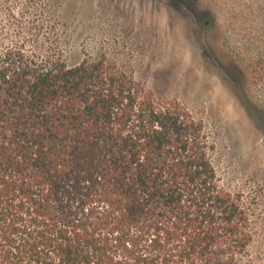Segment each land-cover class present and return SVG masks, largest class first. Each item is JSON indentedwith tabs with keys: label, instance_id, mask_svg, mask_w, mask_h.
Listing matches in <instances>:
<instances>
[{
	"label": "trees",
	"instance_id": "16d2710c",
	"mask_svg": "<svg viewBox=\"0 0 264 264\" xmlns=\"http://www.w3.org/2000/svg\"><path fill=\"white\" fill-rule=\"evenodd\" d=\"M60 41L0 49V264L248 262L256 198L220 184L203 122Z\"/></svg>",
	"mask_w": 264,
	"mask_h": 264
},
{
	"label": "rangeland",
	"instance_id": "374dc122",
	"mask_svg": "<svg viewBox=\"0 0 264 264\" xmlns=\"http://www.w3.org/2000/svg\"><path fill=\"white\" fill-rule=\"evenodd\" d=\"M51 35L203 122L220 184L256 198L243 264H264V0H0V49Z\"/></svg>",
	"mask_w": 264,
	"mask_h": 264
}]
</instances>
